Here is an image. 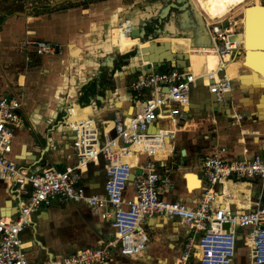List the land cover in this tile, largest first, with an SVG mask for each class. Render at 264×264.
Wrapping results in <instances>:
<instances>
[{"label":"crops","instance_id":"obj_1","mask_svg":"<svg viewBox=\"0 0 264 264\" xmlns=\"http://www.w3.org/2000/svg\"><path fill=\"white\" fill-rule=\"evenodd\" d=\"M1 1L0 96L17 95L22 100L26 121V125L16 133L12 156L29 170L45 167L64 169L69 162L67 156L73 155L70 147L73 133L61 123L71 102H87L99 123L113 118V112L114 115L115 112L125 115L132 111L134 93L128 88L127 79L133 77L135 72L132 73L130 68L134 56H128L129 51L136 45L140 48L149 46L150 41L142 43L139 37L123 32L118 24L125 18H132L134 7L141 12L143 20L145 0H18L11 6ZM181 1L185 2L179 0L176 3L180 5ZM261 4V0H195L204 19L210 22L244 12L240 20L244 33L242 48L247 43L245 12L249 6ZM171 11L159 26L157 22V33L152 31L149 34L153 33L156 40H170L173 52H188L195 62L203 60L205 64L196 65L189 59L188 64L184 65L193 69L197 77L218 70L221 58L211 52L214 49L202 43L192 44V41L198 43L202 36L208 35L206 31L200 30L198 22L195 25V18H183L180 11ZM171 13L173 20H169ZM158 15L155 18L158 19ZM151 18L148 22L143 20L146 28ZM185 21L189 25V35H185L188 37H175L183 36L176 32L187 29ZM149 34L146 31V36ZM27 38L54 42L59 46V52L42 56L29 53L24 46ZM114 47L118 48L117 52L112 51ZM114 55L124 58L123 68H108V60L111 61L110 57ZM128 58L129 62L125 63ZM230 59L231 63L226 65L228 74H232L228 68L234 63ZM247 67H239L234 76L232 92L226 93L228 97H233V109L228 107L226 113L205 110L212 108L218 98L207 84L201 82V86L193 87L190 105L184 112L185 119L177 128L175 156L166 168L162 167L163 173H168L173 181V188L160 192L163 198L190 206L201 201L204 183L202 160L216 146L227 147V158L241 157L246 151L249 154L264 151V99H260L264 94V85L255 82L246 85L262 87L259 93H252L242 88L236 79L237 76L251 73V67ZM249 77L254 79L251 75ZM85 82L88 84L80 87ZM218 100L222 103L228 101L223 98ZM84 108L74 105L77 114H81ZM233 110L241 114L240 122L233 118ZM182 147L186 150L184 156L181 154ZM33 155H37L36 160L29 159ZM136 157L134 152L131 153L132 160ZM103 174L92 167L85 175L84 183L89 194L103 192ZM192 175L200 181L199 186H191ZM132 190L129 187L128 194ZM218 190L222 195L219 198L222 205L233 210L254 209L256 202L261 197L264 199V181L259 178L249 181L225 180L218 185ZM17 207L11 190L0 180V213L5 212L10 216L17 211ZM142 225L150 236L144 252L140 256L126 257L115 249L110 264H174L189 238L194 235L176 217L147 216ZM239 230V243L245 247L242 238L244 230ZM22 238L30 264H51L79 249L116 241L117 235L111 222L102 219L88 205L57 199L37 210ZM196 255L190 264H199ZM241 258L238 255L234 264H245Z\"/></svg>","mask_w":264,"mask_h":264},{"label":"built area","instance_id":"obj_2","mask_svg":"<svg viewBox=\"0 0 264 264\" xmlns=\"http://www.w3.org/2000/svg\"><path fill=\"white\" fill-rule=\"evenodd\" d=\"M243 15L241 11L206 22L208 48L221 58L218 70L208 73L212 82L207 85L219 99L232 102L233 97L226 93L232 92L235 78L228 73L218 77V73L227 72L226 56H243L241 43L233 40L243 30L237 20ZM118 26L132 36L131 18H125ZM24 46L29 53L41 56L56 54L58 50L56 43L39 38H27ZM196 82L197 77L185 67L160 70L153 66L147 73L127 79L128 88L134 93L132 111L125 115L115 112L113 118L102 123L93 108L86 117L71 120L75 104L81 108L89 106L71 102L61 123L73 133V155L67 156L69 162L64 169L29 170L14 159V138L26 125L22 100L15 94L0 96V180L6 183L18 205L13 216L0 213V264H30L22 233L41 206L57 199L88 205L111 222L117 240L79 249L51 264H110L115 249L126 257L140 256L150 242L142 223L153 215L176 217L193 231L174 264L192 263L197 252L199 264H234L239 229L244 230L248 264H264V199L261 197L254 209L233 210L222 205L218 190L225 180L249 181L257 177L264 181V151H246L241 157L227 158V147L216 146L202 160L201 201L190 206L161 196L160 192L173 188L171 176L163 173L162 167L166 168L175 156L177 128L185 119ZM238 113L234 111L232 116L240 122ZM131 151L137 156L135 160L128 156ZM90 167L104 173L103 192H87L84 177ZM129 187L133 190L128 194Z\"/></svg>","mask_w":264,"mask_h":264},{"label":"water","instance_id":"obj_3","mask_svg":"<svg viewBox=\"0 0 264 264\" xmlns=\"http://www.w3.org/2000/svg\"><path fill=\"white\" fill-rule=\"evenodd\" d=\"M193 7L194 6L191 4L190 0H185V2H183L182 4H177L176 2H167L166 5L162 8L160 14L158 15V26L161 24V22L163 20H165L168 17L169 12L174 9L177 11H180L183 14L184 18H187L186 15H188V8L189 7ZM251 8H256V6H253ZM251 8H247L245 15H248V11ZM260 11L264 10V4L262 3L259 6ZM195 15L197 18H199L196 14V10H194ZM262 13V12H261ZM195 17V18H196ZM256 23L260 24L264 23V14H260L257 18H256ZM197 22L199 23V25H201L202 29L201 31L204 32L205 29L204 27V19L201 18V20L199 21L197 19ZM133 25L134 28L132 30V36L133 37H140L142 40L145 41H150L149 46L140 48L138 45L135 46V60L133 62V64H130V68L132 69V73L136 71L141 72L142 74L147 73L148 71H150L153 66L156 67L157 65L160 64H164V63H170L172 66H177V67H184L185 63L189 61V54L188 52H173L171 50V44L170 41H161V40H155V38L153 37V33L149 34L146 36V32H145V26H146V22L142 20V18H138V19H134L133 20ZM260 26V25H259ZM248 30V23H246L245 27H244V31L245 33H247ZM261 30V28L259 29ZM112 32V31H111ZM111 32L109 33V36L111 37ZM261 33L259 34V32L256 31L254 39H253V45L257 48L255 49L256 52L258 53L261 59L264 57V50H261L260 48H264V44H262V39L260 37ZM208 42L210 43V41L208 40ZM194 44H197L196 42H193ZM209 43H207V45H209ZM112 51L117 52L118 48H112ZM57 52H59V46H58V50ZM242 52L245 53V61L244 63L247 62L248 60V49H247V43L245 44V46L243 45L242 48ZM157 57L159 60H157L156 62H151L150 59L152 57ZM147 61V62H145ZM129 62V58L125 60V63ZM108 63L111 65V61L108 60ZM105 65H103L104 67ZM244 68H246L244 66ZM131 71H128V73H130ZM264 72V71H261ZM96 70L93 72V74L95 75ZM104 74V72H101V74ZM254 74L253 70L250 74H245V75H251ZM260 79H263L262 77H259ZM236 79H238L241 83L242 88L244 89H249L250 92L252 91V93H259L260 88L262 87H258V88H251V87H244L243 86V79H242V75L237 76ZM201 79L199 78L198 81L196 82L195 86L197 85H202L201 84ZM88 84V82L83 83L80 87L82 86H86ZM252 89V90H251ZM230 93V92H229ZM264 94H262V97L260 99H264ZM219 98L216 97V103L213 105L212 108H207L205 110L207 111H223L224 113L227 112L228 107L233 109V102L231 100H228L227 102H220V100H218ZM74 100V99H73ZM72 101V100H70ZM209 102V101H207ZM210 103V102H209ZM208 103V104H209ZM111 117H114V112L113 115ZM183 143V141H182ZM181 154L182 156H184L186 154V150L184 147L181 148ZM37 155H33L32 158H29L30 160H36ZM91 169V167H90ZM100 174V173H99ZM257 177H255L254 179H256ZM103 181V179H102ZM30 195V194H29ZM263 195H264V191H263ZM238 237L239 234H241V231L238 230Z\"/></svg>","mask_w":264,"mask_h":264},{"label":"bare ground","instance_id":"obj_4","mask_svg":"<svg viewBox=\"0 0 264 264\" xmlns=\"http://www.w3.org/2000/svg\"><path fill=\"white\" fill-rule=\"evenodd\" d=\"M191 1V4L194 6V10H196V14L199 18L196 17V19H198L199 21L201 20V18L204 19L202 13L199 11V9L197 8V6L195 5V0H190ZM253 6H256V8H251ZM248 8H251L249 9L248 11V15L246 16V23H248V30H247V33H245V37H247V48H248V52H249V55H248V60L246 63H243L241 61L240 63V66L243 65V66H246L247 65L250 68L251 72L253 70L254 74H251V76H253V80L251 77H249L250 75H242V79H243V84L248 85L249 83H252V82H255L257 83L258 85H264V72H261V71H264V57L261 59L259 56L258 53H255L257 49L252 43H253V39H254V36H255V33L256 31L259 32V34L261 33L260 37L262 39V44H264V23H261L260 24H257L256 23V18L260 15V14H264V10H261L259 9V6L258 5H252V6H249ZM262 12V13H261ZM239 13V12H238ZM196 16V15H195ZM229 15H226L222 18H225V17H228ZM234 16V15H231V17ZM187 19L190 18L189 15H186ZM222 18H219V19H222ZM217 19V20H219ZM238 22H240L239 19H237ZM205 21V19H204ZM214 21V20H213ZM207 22H210L209 20H207ZM264 22V21H263ZM243 24V23H242ZM260 25V26H259ZM200 26V30L202 29L201 25ZM207 33V27H206V21L204 22V27H203ZM261 28V30H259ZM243 31V30H242ZM242 31L238 32L237 34H235L233 36V40L234 42H240L241 45H242V42H243V37H244V33H241ZM208 35H205V36H202L200 42H198L197 44H194L193 41H192V44L195 46V45H199L200 43L202 44H205L207 45L208 40L209 38L207 37ZM175 37H187L185 35L183 36H175ZM140 38V37H139ZM141 39V38H140ZM157 39V38H156ZM155 39V40H156ZM148 41V40H147ZM145 40H142L141 39V42L142 43H145L147 42ZM162 41H170V40H162ZM170 44L172 46V43L170 41ZM140 47V46H139ZM116 48V47H114ZM244 52H243V56H244ZM220 56V55H219ZM189 59L193 60V55H189ZM237 58H234L233 60H235ZM134 60H135V57H134ZM157 60H159L156 56L155 57H152L150 59L151 62H156ZM226 60H227V63L230 64L231 63V59H230V56H226ZM147 62V61H145ZM189 62V61H188ZM188 62L185 63V66L188 64ZM247 67V68H249ZM187 71L189 72H193L194 75L196 76L195 72L193 71V69H188L186 68ZM227 72L226 71H221L218 73V77H222L224 75H226ZM258 74H261V75H258ZM231 75L232 77L235 76V74H229ZM258 76H261L263 79H260ZM197 77V76H196ZM201 79V81L204 83V84H209L210 82H212V80H209L208 81L206 80V78H208V74H205V75H202L200 77H197V81L198 79ZM131 153H133V151L130 152V155L128 156H131ZM188 182H189V178H188ZM190 183H191V186H199L201 183L200 181L197 179V177H194L193 175L190 176ZM196 188V187H195ZM235 189V188H233ZM10 202V201H9ZM18 210V208H17ZM14 214H11L10 216H13ZM200 251V250H199ZM199 253V252H198ZM197 253V254H198Z\"/></svg>","mask_w":264,"mask_h":264},{"label":"rangeland","instance_id":"obj_5","mask_svg":"<svg viewBox=\"0 0 264 264\" xmlns=\"http://www.w3.org/2000/svg\"><path fill=\"white\" fill-rule=\"evenodd\" d=\"M176 2V1H178L179 2V0H145V6H146V9L144 10V12L142 13V14H145V15H143V17H145L143 20H147L146 22H148L149 21V19L151 18V17H153V18H151V20H153L159 13H160V11L162 10V8L164 7V5H166V3L167 2ZM212 1H214V0H212ZM6 2V1H5ZM181 3H182V1H181ZM261 3H263L264 4V0H261ZM14 4V3H13ZM12 4V5H13ZM5 5L6 6H11L10 4H6L5 3ZM189 10H188V13H189V17H191L192 19H194L196 16H195V12H194V8L193 7H189L188 8ZM172 13H175V10H172L171 11ZM140 13L141 12H139L138 10H137V7H134L133 9H132V12H131V14H132V20H134V19H138V18H142V16L140 15ZM172 13H171V15L169 16V20H170V17L172 18ZM191 15V16H190ZM181 17H183V16H181ZM184 18V17H183ZM168 20V21H169ZM173 20V19H172ZM167 21V20H166ZM151 22V21H150ZM169 23V22H168ZM149 24V23H148ZM185 24H186V26L184 25L183 27H186L187 29H180L181 30V32H176V33H178V34H183V35H189L188 34V31H189V25L186 23V21H185ZM197 24V20H196V18H195V25ZM162 27H164V25L162 26ZM145 30L147 31V28L145 27ZM145 31V32H146ZM154 32L155 33H157V29L156 30H154ZM188 37V36H187ZM135 50V47L133 48V50H131V51H129L130 53L131 52H135L134 51ZM211 52L213 53V54H215V51L213 50H211ZM242 52V51H241ZM241 55H243V52H242V54ZM242 57V59H240V57L238 58V59H236V60H234V63H232V65L228 68L229 70V72L230 73H232V74H237V72H238V70H239V67H240V63H241V61H239V60H243L242 62H244V59H243V57L245 58V54H244V56H241ZM202 59V58H201ZM133 60H134V58H133ZM194 64H196V65H201V64H205L204 63V61L202 60H199L198 59V61L196 60V62H195V60H191ZM201 61V62H200ZM199 62V63H198ZM77 103H79V104H81V105H83V103H84V101H82V100H79V101H76ZM75 110V109H74ZM91 107L90 106H88V107H85L84 109H83V111H82V113L80 114V115H78L77 114V112H76V110H75V114H73L72 116H71V120H74V119H78L79 117H81V116H84V117H86L87 115H88V113H90L91 112ZM64 112L65 111H63L62 113H61V116H60V119L62 118V115L64 114ZM178 148V147H177ZM131 157V156H130ZM4 214H5V212H4ZM241 247V248H240ZM238 255H240L242 258V260H243V262L244 263H246V264H248L249 263V258H248V256H247V250H246V248L242 245V243L240 244H238ZM200 257V252L198 253V255H196V257ZM196 262H198V260L196 259Z\"/></svg>","mask_w":264,"mask_h":264},{"label":"flooded vegetation","instance_id":"obj_6","mask_svg":"<svg viewBox=\"0 0 264 264\" xmlns=\"http://www.w3.org/2000/svg\"><path fill=\"white\" fill-rule=\"evenodd\" d=\"M6 1V2H5ZM18 0H2L1 2L12 5L13 3H16ZM170 16V15H169ZM170 19H172L170 17ZM158 20V19H157ZM130 58V57H129ZM110 60L112 61V64H107L108 68H112V70H116L117 68H123L124 65V58H122L119 55H114L110 57ZM131 61V60H130ZM103 180L105 179V176L103 174Z\"/></svg>","mask_w":264,"mask_h":264},{"label":"trees","instance_id":"obj_7","mask_svg":"<svg viewBox=\"0 0 264 264\" xmlns=\"http://www.w3.org/2000/svg\"><path fill=\"white\" fill-rule=\"evenodd\" d=\"M151 22H149L148 26H147V33H151L152 31L156 30V24L158 22L157 18H154L153 20H150ZM128 56H135V52H131ZM173 66L170 64V63H164V64H160V65H157L156 68L157 69H160V70H168V69H171ZM141 72L137 71L135 73V75H138L140 74ZM88 103L84 102L83 105H87Z\"/></svg>","mask_w":264,"mask_h":264}]
</instances>
